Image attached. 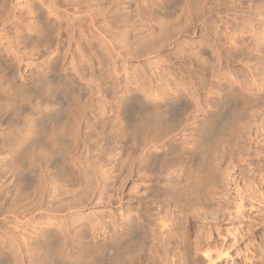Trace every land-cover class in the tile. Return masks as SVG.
<instances>
[{"label":"rangeland","instance_id":"obj_1","mask_svg":"<svg viewBox=\"0 0 264 264\" xmlns=\"http://www.w3.org/2000/svg\"><path fill=\"white\" fill-rule=\"evenodd\" d=\"M258 18L260 32L264 0H0V70H12L31 98L39 90L31 78L72 88L60 98L70 119L58 121L69 125L52 165L15 172L0 132V264H264V185L233 210L217 160L227 141L200 170L169 160L176 146L204 154L190 129L195 103L244 105L236 128L249 121ZM136 92L170 102L161 131L133 130ZM116 231L133 244L123 254L98 245Z\"/></svg>","mask_w":264,"mask_h":264},{"label":"bare ground","instance_id":"obj_2","mask_svg":"<svg viewBox=\"0 0 264 264\" xmlns=\"http://www.w3.org/2000/svg\"><path fill=\"white\" fill-rule=\"evenodd\" d=\"M51 10H52V13L56 16V14L58 13L57 9H51ZM258 19H260V20L256 19V21L253 22V66H255L254 67L255 71L253 72V94L255 95V97L253 98V108H252V112L250 115L251 117H247V120H249V121H247V123H244L245 125L242 124L241 127L239 128V130L236 128V124L238 122H240L243 119L245 120V118H244L245 117V115H244L245 114L244 113L245 106L244 105L238 104V105H234V106H229V105L227 106V104L220 101L218 104L213 105V106L206 107L207 106L206 105L205 106L206 108H205V107H202L201 104L195 103L196 104V105H194V114L195 115L192 116L193 117L192 120H195L196 118H198V119L200 118V119L196 122L197 126L194 128L191 127L190 129L195 130V132L197 131L198 134L197 133L196 134L198 136L196 134L195 135H196V137H198V142L201 145V148H203L204 152H202V153H204V154L198 157V156H196V153L194 155V153L189 152V150L181 151L180 153L176 154L177 153L176 151L178 150L177 146L172 147L173 152L171 151L169 153V154H173V153L175 154L174 156L169 158V160H171V161L180 160L183 163V165H187V163L191 162L189 164H191L193 166L196 163L195 165L198 164V166H194V167H197V168L199 167L198 169L200 170L202 168V165H203V163H200V162L202 161V162H204V164L209 165L208 163H210L209 161L211 159L210 155L212 157V151L213 152H214V150L216 151V148L218 147V144L221 141H227L226 144L223 147H221L217 160L221 163V165H224L222 167V171H221L222 172V177H221V181H220V183L222 182L221 187L225 188V191L227 193V194H225L226 196L229 197L228 192H229V194L232 195V198H233L232 203L234 205L233 210H235L236 212L242 211L243 208L245 207V204H248L247 202H253V185L254 184H256V186H259L261 184L264 185V175H262V174H264V46L259 48L262 43L258 42V38L263 36L264 30L258 32L259 27L262 23L261 22L262 19L261 18H258ZM0 33L3 35L6 34V23L2 24V26L0 28ZM261 54H263V55H261ZM261 60H263V61H261ZM1 64L2 63L0 62V66H1ZM0 68H2V66ZM5 68L6 67H4L3 69H5ZM6 70L8 71V69H6ZM11 71L12 70H10V72L5 73L6 71L0 70V132L2 133L3 131H7L8 137L10 138L9 143L7 144V141H6V144L8 145L7 151H9L8 155H9L11 167L13 168V170L15 172H19L23 166L24 167L26 166V167H29L30 169H32L33 167H37L40 165H46V163H48V165L49 164L52 165L55 162V160L57 159V156H60L58 153V151L61 147L60 144L62 143V141H64L63 138H64V135H66L65 132L67 131L66 127H67V125H69V123L68 124L66 122L59 123L58 121L62 117L63 118L60 121H62L63 119H64L63 121H66L67 118L70 119V111L68 112V110H66V112H64V113L60 112V111H62V107L64 106V105H62L63 102H62V104H60V100L62 101V99H60V98H64L61 96H64V95L67 96L68 94H72V88L68 83L64 82L63 80L62 81L57 80L56 85L53 87L51 84L52 82L41 81L39 83L38 80L31 78L30 82L32 84H38V88H39V90H36L37 88L36 89L34 88L38 94V97L37 98H31V97H29V96H31V94L29 95V90H28L26 84L23 81L17 79L15 74ZM9 73H12V74L9 75ZM230 80L233 82V84H235V80H233L231 77H230L229 81ZM255 89H256V91H255ZM27 95L29 98H27ZM142 96L143 95H141L139 92H136V93H134L128 97V99H134L136 104L139 106V108L141 110L138 117H137L135 124H133V130H135L137 127H138V130L139 129L143 130L144 127L151 126V127H153L155 132H156V130L159 131V129L161 131V128L164 126V124H166L165 117L167 115H166L165 111H166V108H169L170 102L168 100H163V99L158 100L157 98L145 100V98H143L144 96L143 97ZM35 100H36V102H35ZM23 101H26L29 103L26 104ZM19 102H22L24 105L22 103L20 104ZM27 108H28V111H27L28 114L27 115L25 114V116L23 115L24 117L22 116L21 120L19 122H17L16 118L21 116L23 114V111L25 109L27 110ZM182 108L183 107H181V109ZM182 110H181V112H182ZM71 114H72V112H71ZM177 118H179V117H177ZM12 123H14V125L16 123L17 125H19V127L14 128L13 126L10 125ZM251 123H253V138L251 137L252 132L249 133L250 132L249 131L250 130L249 125ZM12 127L14 128L13 129L14 131L12 130ZM139 127H141V128H139ZM164 127H166V125ZM188 129H187V131H188ZM214 130L216 132H214ZM182 133H186V132L184 131ZM252 142H253V145H252L253 146V151H252L253 152V166H252L253 169L251 168L249 170H246L249 167L248 162L250 160H252L251 156H249L251 149H252V146H251ZM4 143H5V141H4ZM7 145H6V149H7ZM169 145H171V144H169ZM172 146H174V145H172ZM61 149H62V153H64L63 152V146ZM197 155H199V154L197 153ZM61 156H63V155H61ZM255 161H257V162L255 163ZM260 161H262V162L260 163ZM246 166H248V167L246 168ZM185 167H187V166H185ZM219 168H221V167H219ZM259 169L262 170L261 171L262 174L260 175L258 181L255 182L253 180V173L255 170L259 171ZM194 170H196V169H194ZM182 173H183V171H182ZM184 174L188 175V173H186V171H185V173H183V175ZM194 174L195 173H193V171H191L189 173V176L185 175L186 178L187 177L190 178V180H191L190 183L192 181L194 183V178H195ZM234 174H236V175H234ZM257 174H259V173H257ZM183 175H181V176H183ZM246 177H248L246 179L247 182H245ZM186 178H183V179H186ZM248 179L251 181H249ZM178 182H179V180H178ZM186 183H188V182H186ZM162 186H160V187H162ZM229 207H231V206L229 205ZM252 207H253V205H252ZM216 209H217V207H216ZM250 209H253V208H250ZM192 213H191V215H192ZM220 214H221V212H220ZM246 220H247V218H246ZM186 222H187V220H186ZM246 228H248V229L250 228V230H251L253 227L251 226L250 223H248V224H245V227L243 230L246 231ZM116 233H117V231H116ZM128 233H129V231H128ZM170 233H169V235H170ZM105 234H104V236H106L108 233L106 235ZM104 236L101 235V237H104ZM113 236L114 237L107 236V237H104V238L98 240L99 244L96 241L95 242L98 245H101V247L103 246L104 250L106 248L110 252H112V251L115 253L117 252V254H123V253L127 252L130 247L132 248L133 244H131L132 246H130V247L128 246V244L127 245L124 244L126 241H128L127 237H129V235L126 234L125 232H123L121 234H118V233L115 234V232H114ZM95 238H98V237L95 236ZM170 240H171V237H170ZM204 241H205V239H204ZM189 248H190V246H189ZM197 251H198V249H197ZM62 252H64V251H62ZM91 257L93 258V256H91ZM91 257H90V259H91ZM206 257H207V255H206ZM210 259H212V258H210ZM112 264H114V263H112Z\"/></svg>","mask_w":264,"mask_h":264}]
</instances>
